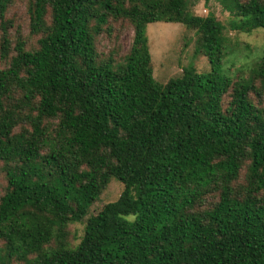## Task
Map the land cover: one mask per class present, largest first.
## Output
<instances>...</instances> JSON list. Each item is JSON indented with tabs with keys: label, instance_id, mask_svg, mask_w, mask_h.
<instances>
[{
	"label": "trees",
	"instance_id": "trees-1",
	"mask_svg": "<svg viewBox=\"0 0 264 264\" xmlns=\"http://www.w3.org/2000/svg\"><path fill=\"white\" fill-rule=\"evenodd\" d=\"M220 1L233 31L264 29V0ZM12 2L0 0L10 60L0 70V264H264V108L250 80L223 74L229 40L216 17L196 16L190 0H32L38 48L19 34L12 49ZM118 20L134 26L131 50L103 60L96 38ZM154 23L195 31L210 72L190 66L160 84ZM259 74L264 89V55ZM113 180L122 194L70 247L68 226Z\"/></svg>",
	"mask_w": 264,
	"mask_h": 264
},
{
	"label": "rangeland",
	"instance_id": "rangeland-1",
	"mask_svg": "<svg viewBox=\"0 0 264 264\" xmlns=\"http://www.w3.org/2000/svg\"><path fill=\"white\" fill-rule=\"evenodd\" d=\"M243 3L248 0H241ZM32 0H13L9 6L5 20L9 22V36L12 40V49L15 40L21 34L25 42L26 50L38 48L39 36L31 34L30 4ZM191 10L196 16L207 17L213 14L216 19L226 28L225 35L228 37L227 56L223 60L222 72L232 78L236 83L239 79L250 80L255 86L251 90L252 102L260 108H264V89L260 81L261 59L264 55V29L259 28L252 32L233 31L231 24L236 20L233 11L226 9L220 0H190ZM1 26V20H0ZM110 29L96 38L97 51L101 59L109 58L122 62L129 54L135 32L134 26L126 20L112 21ZM108 27V26H107ZM106 27V28H107ZM150 50L152 54V66L154 77L160 84H167L171 79L181 78L184 69L190 66L196 74L210 72L211 65L208 58L196 52L197 35L195 31L188 29L183 24L154 23L147 27ZM3 32L0 29V48ZM15 52H11V56ZM10 60L2 58L0 50V70L9 67ZM232 89L223 99V109L232 101ZM55 121L49 122L54 126ZM21 127L19 126L18 131ZM245 171L243 175H245ZM8 180L0 162V198L4 196ZM124 189L123 184L113 180L104 190L102 195L91 206L88 216L82 222L71 223L68 226L70 247L80 244L85 233L86 221L91 216H96L109 203L118 200Z\"/></svg>",
	"mask_w": 264,
	"mask_h": 264
}]
</instances>
